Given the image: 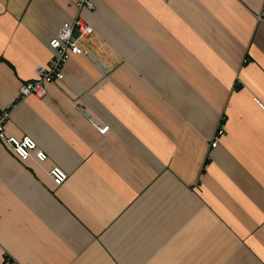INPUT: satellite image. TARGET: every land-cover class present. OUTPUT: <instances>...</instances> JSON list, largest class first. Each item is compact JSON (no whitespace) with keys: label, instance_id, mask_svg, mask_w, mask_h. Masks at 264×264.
<instances>
[{"label":"crops","instance_id":"1","mask_svg":"<svg viewBox=\"0 0 264 264\" xmlns=\"http://www.w3.org/2000/svg\"><path fill=\"white\" fill-rule=\"evenodd\" d=\"M92 1L0 0V108L94 29L5 125L48 158L0 140V264H264V0Z\"/></svg>","mask_w":264,"mask_h":264},{"label":"built area","instance_id":"2","mask_svg":"<svg viewBox=\"0 0 264 264\" xmlns=\"http://www.w3.org/2000/svg\"><path fill=\"white\" fill-rule=\"evenodd\" d=\"M79 9L93 10L95 4L92 0H78ZM260 21H264V11L257 15ZM78 32V38H74V32ZM94 29L89 26L81 17H77L72 22L64 23L58 35L51 39L49 45L52 49L53 56L47 65H40L37 67L35 77L23 83L19 89V95L15 101L9 103L5 107L0 108V140L5 141L13 147L15 155L21 161H28L34 157L39 162L44 163L48 155L38 149L36 142L30 137L17 139L16 137L7 136L5 133V125L9 120L13 110L18 106L21 101L26 100L28 97H36L44 99L48 94V88L64 79L65 68L73 56L82 55L84 52L79 46L78 41L81 38L92 35ZM84 111L82 107H79ZM91 121L92 117L88 115ZM99 133L108 137L112 134L113 129L111 126L103 124L97 125ZM225 129L222 126L218 129L215 138L211 141V149L217 148L220 144V138L224 135ZM55 185H62L69 177V175L59 167H55L50 171ZM3 264H24L16 260L10 253L4 252Z\"/></svg>","mask_w":264,"mask_h":264},{"label":"rangeland","instance_id":"3","mask_svg":"<svg viewBox=\"0 0 264 264\" xmlns=\"http://www.w3.org/2000/svg\"><path fill=\"white\" fill-rule=\"evenodd\" d=\"M3 259H4V257H3Z\"/></svg>","mask_w":264,"mask_h":264}]
</instances>
